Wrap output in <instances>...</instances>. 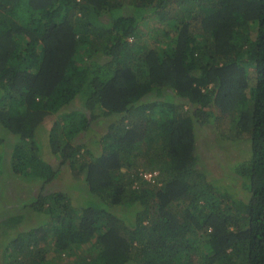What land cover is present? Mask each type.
Wrapping results in <instances>:
<instances>
[{
  "label": "trees",
  "instance_id": "1",
  "mask_svg": "<svg viewBox=\"0 0 264 264\" xmlns=\"http://www.w3.org/2000/svg\"><path fill=\"white\" fill-rule=\"evenodd\" d=\"M56 113L51 153L81 200L40 191L0 212L1 236L17 235L0 264H264V0H0L15 174H60L35 140Z\"/></svg>",
  "mask_w": 264,
  "mask_h": 264
},
{
  "label": "rangeland",
  "instance_id": "2",
  "mask_svg": "<svg viewBox=\"0 0 264 264\" xmlns=\"http://www.w3.org/2000/svg\"><path fill=\"white\" fill-rule=\"evenodd\" d=\"M80 106L81 105L79 104V102H76L73 108H78ZM55 119H58L57 113L54 115H51V117L47 120V124L45 123L41 124L38 130H36V135H35V140L40 143L42 158L45 159L46 161H50L54 165L56 164L57 167L61 168V172L57 176V178H55L53 181L48 182V183H45L40 180L35 181L31 177H29L28 179V178L23 177L22 175L15 174L13 172L11 159H12V152L16 146V143H14V140H12L11 137L10 138L6 137L7 131L0 123V171L2 170V167L5 166L4 167L5 171L0 173V195H2L0 197V212L4 210V215L7 216L9 215V213H12V211H14L15 214L24 212L25 209H22V210L20 209L22 208V206L20 207L19 205L23 203V202H20V200L24 199L25 203L27 200L31 201L32 198L36 194H38V192L40 191L41 192L48 191L49 193L54 192V191L67 192L71 194L70 196L73 199L74 204H78V202H80L81 197L79 196V192L76 189H74V186L76 185V182H77V178H75L72 175V172L69 166H66L65 164H59V159H57V157H55V155L51 153L50 142L48 138H49V132L51 130V126L53 122L55 121ZM108 125H109V122L105 120H100V121L95 122L94 126L96 127V131H92L89 134V137L88 139H86V142L96 149L98 147V140H100V138L103 135V132L106 131ZM3 140H4V143H3ZM228 147L231 149V152H232L231 158H234L233 163H235V161H240V160L243 161L245 160L244 157H248L246 155L247 153H244V152L246 149H248L249 151V148L244 142H240V144L229 143ZM4 152H6V159H8L7 161L4 159V156H5ZM141 162H142L141 164L142 166L140 167L141 176H143L145 179L150 180L152 182L157 181L158 178L160 177V172H161L160 169L149 165L148 157L143 158ZM215 162L216 160L215 158H213L212 163L214 164ZM237 165L238 164L234 166V170H233L234 175L237 174L235 171ZM219 167L220 166L216 168L220 169ZM217 172L221 173V169ZM149 174H151L152 176H150ZM235 180L234 181L227 180L226 182L230 184L231 186L230 189L232 192L240 193L242 191L241 178H239L236 183H235ZM2 202H4V204H1ZM33 214L36 217L33 216ZM26 218L25 217L22 218L25 220V223L23 224V226H28L31 220H32L31 222L32 224H37L33 220L47 219L44 213L43 214L32 213L31 220H27ZM16 236L17 235L15 233L11 234L9 237L6 235H4L3 237L0 234L1 250L4 248L6 244H9V242ZM50 257L52 256H49V258ZM52 261L53 263H55V260H52Z\"/></svg>",
  "mask_w": 264,
  "mask_h": 264
},
{
  "label": "built area",
  "instance_id": "3",
  "mask_svg": "<svg viewBox=\"0 0 264 264\" xmlns=\"http://www.w3.org/2000/svg\"><path fill=\"white\" fill-rule=\"evenodd\" d=\"M150 176H152L151 174H149ZM146 176H148V175H146Z\"/></svg>",
  "mask_w": 264,
  "mask_h": 264
}]
</instances>
